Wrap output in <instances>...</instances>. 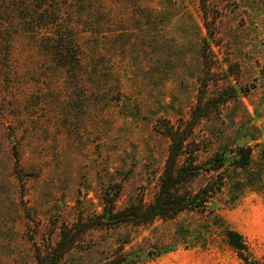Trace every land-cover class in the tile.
<instances>
[{
  "label": "rangeland",
  "instance_id": "obj_1",
  "mask_svg": "<svg viewBox=\"0 0 264 264\" xmlns=\"http://www.w3.org/2000/svg\"><path fill=\"white\" fill-rule=\"evenodd\" d=\"M89 2L99 28L76 23L79 67L59 66L30 33H13L0 62V264H36L64 227L102 213L105 194L118 210L152 202L170 144L164 119L189 120L197 98L210 101L188 150L199 161L238 146L256 160L264 142V0ZM227 193L205 212L93 228L58 264H242L226 227L264 264V194Z\"/></svg>",
  "mask_w": 264,
  "mask_h": 264
},
{
  "label": "trees",
  "instance_id": "obj_2",
  "mask_svg": "<svg viewBox=\"0 0 264 264\" xmlns=\"http://www.w3.org/2000/svg\"><path fill=\"white\" fill-rule=\"evenodd\" d=\"M82 6L88 11L82 9ZM97 16V9L92 7L89 0H0V62L9 64L12 58L13 33H30L32 39L44 41V47L51 52L53 60L57 61L59 66L71 69L79 67L80 33L76 23L80 25L85 22L89 29L85 32L93 33L99 28L94 20ZM82 18L85 20H81ZM234 96L235 90H231L228 96H218L217 106L222 104L226 97ZM209 102L201 97L197 98L190 118L185 122L179 120L172 123L164 119L166 125L163 133L169 138L170 144L158 190L152 202L130 204L118 210L116 198L105 194L102 213L86 220H78L70 227H64L60 240L53 248L50 247L45 252L37 249L36 264H58L83 234L93 228H112L121 224L142 225L156 218L172 219L183 211L205 212L208 210V204L222 194V188L225 186L232 193L226 195L230 202L246 190L264 194V142L255 145L261 147L256 160L253 159L252 148L245 146L214 152L203 161H199L195 156L198 150L194 153L192 150L188 152L195 145L194 126L209 115ZM16 153L15 157L18 159ZM202 174L209 175L203 186L196 191L186 189L191 180ZM213 217L216 222L220 221L218 216ZM223 235L242 264H260L251 258L248 246L240 234L226 227ZM124 261V256L121 255L100 264H123Z\"/></svg>",
  "mask_w": 264,
  "mask_h": 264
}]
</instances>
